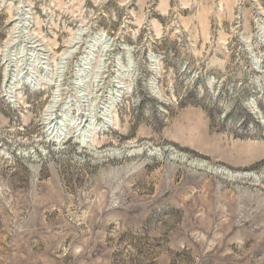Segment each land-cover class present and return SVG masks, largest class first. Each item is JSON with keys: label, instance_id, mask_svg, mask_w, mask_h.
<instances>
[{"label": "rangeland", "instance_id": "374dc122", "mask_svg": "<svg viewBox=\"0 0 264 264\" xmlns=\"http://www.w3.org/2000/svg\"><path fill=\"white\" fill-rule=\"evenodd\" d=\"M0 264H264V0H0Z\"/></svg>", "mask_w": 264, "mask_h": 264}, {"label": "bare ground", "instance_id": "6f19581e", "mask_svg": "<svg viewBox=\"0 0 264 264\" xmlns=\"http://www.w3.org/2000/svg\"><path fill=\"white\" fill-rule=\"evenodd\" d=\"M66 58V57H65Z\"/></svg>", "mask_w": 264, "mask_h": 264}]
</instances>
